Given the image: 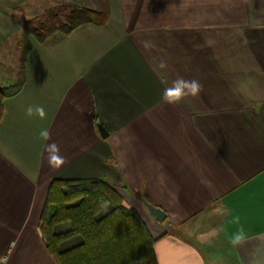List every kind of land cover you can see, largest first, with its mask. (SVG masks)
Returning a JSON list of instances; mask_svg holds the SVG:
<instances>
[{
  "label": "crops",
  "instance_id": "0c3cea01",
  "mask_svg": "<svg viewBox=\"0 0 264 264\" xmlns=\"http://www.w3.org/2000/svg\"><path fill=\"white\" fill-rule=\"evenodd\" d=\"M63 3L108 15L33 37L25 81L4 100L5 264H59L40 230L54 178L106 179L156 238L159 264H264V0H0V87L20 79L25 22ZM177 76L203 90L169 105L162 92ZM30 105L46 118L27 116ZM52 141L67 158L59 169L44 151Z\"/></svg>",
  "mask_w": 264,
  "mask_h": 264
},
{
  "label": "trees",
  "instance_id": "16d2710c",
  "mask_svg": "<svg viewBox=\"0 0 264 264\" xmlns=\"http://www.w3.org/2000/svg\"><path fill=\"white\" fill-rule=\"evenodd\" d=\"M107 15L105 11L63 3L27 20L17 45L21 76L16 84L0 87V120L4 100L17 94L25 81V61L33 37L44 42L82 24L104 21ZM40 230L59 264H159L156 238L139 212L127 206L122 194L103 178H54Z\"/></svg>",
  "mask_w": 264,
  "mask_h": 264
},
{
  "label": "clouds",
  "instance_id": "9594fccd",
  "mask_svg": "<svg viewBox=\"0 0 264 264\" xmlns=\"http://www.w3.org/2000/svg\"><path fill=\"white\" fill-rule=\"evenodd\" d=\"M148 46L149 45L146 42L145 47ZM158 67L160 69H165L167 68V63L165 61H160ZM202 90L203 85L198 80H188L182 76H177V78L173 80L171 84L163 90L161 98L166 104L176 105L190 96H198ZM26 115L29 117L36 115L41 119H44L46 118L47 113L43 106L30 105L26 108ZM39 136L44 141L51 140L50 131L48 129L41 130ZM44 151L47 153L48 164L53 169H59L67 162V158L61 154L60 146L55 141H52L51 143H45ZM235 221L238 222L239 218L236 217ZM242 239L243 231L241 230V232L234 237L233 243H238Z\"/></svg>",
  "mask_w": 264,
  "mask_h": 264
},
{
  "label": "water",
  "instance_id": "95a60500",
  "mask_svg": "<svg viewBox=\"0 0 264 264\" xmlns=\"http://www.w3.org/2000/svg\"><path fill=\"white\" fill-rule=\"evenodd\" d=\"M98 128H99L102 136L107 137L109 135V131L107 130V128L102 123H98ZM142 202L156 220L163 221L166 219L167 212L163 208H161V207L155 205L154 203L150 202L145 197H142Z\"/></svg>",
  "mask_w": 264,
  "mask_h": 264
},
{
  "label": "built area",
  "instance_id": "2783aa9c",
  "mask_svg": "<svg viewBox=\"0 0 264 264\" xmlns=\"http://www.w3.org/2000/svg\"><path fill=\"white\" fill-rule=\"evenodd\" d=\"M6 257L2 256L0 257V264H5Z\"/></svg>",
  "mask_w": 264,
  "mask_h": 264
},
{
  "label": "rangeland",
  "instance_id": "374dc122",
  "mask_svg": "<svg viewBox=\"0 0 264 264\" xmlns=\"http://www.w3.org/2000/svg\"><path fill=\"white\" fill-rule=\"evenodd\" d=\"M57 8V7H56ZM63 17H65V16H63ZM3 70H5V69H3ZM7 71V73L9 74V75H7L9 78H11L12 77V71H11V69L10 70H6Z\"/></svg>",
  "mask_w": 264,
  "mask_h": 264
}]
</instances>
